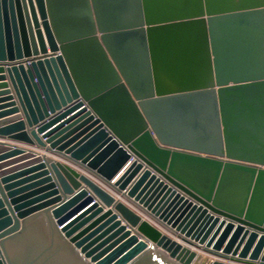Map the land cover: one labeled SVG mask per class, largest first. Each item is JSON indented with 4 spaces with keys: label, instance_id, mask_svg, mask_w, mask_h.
<instances>
[{
    "label": "water",
    "instance_id": "95a60500",
    "mask_svg": "<svg viewBox=\"0 0 264 264\" xmlns=\"http://www.w3.org/2000/svg\"><path fill=\"white\" fill-rule=\"evenodd\" d=\"M0 264H264V0H0Z\"/></svg>",
    "mask_w": 264,
    "mask_h": 264
},
{
    "label": "crops",
    "instance_id": "0c3cea01",
    "mask_svg": "<svg viewBox=\"0 0 264 264\" xmlns=\"http://www.w3.org/2000/svg\"><path fill=\"white\" fill-rule=\"evenodd\" d=\"M10 115H8L9 117ZM12 116V115H11ZM7 116L4 117V118H8ZM9 142H14V141H11V140H7ZM20 144V143H18ZM23 145V144H21ZM26 146V145H24ZM32 149L40 152L41 154H47V156L63 163V164H68L70 165L72 168H74L75 170H77L78 172L82 173V174H85L86 176H88L89 178H91L92 180H94L95 182H97L98 184H100L101 186H103L106 190H108L113 196H115L116 199L118 200H121L123 201L125 204H127L129 207H131L132 209H134L136 212H138L139 214H141L145 219L149 220L152 224H155L156 223L150 219L147 215H145L143 212H141V210H139L138 208H136L135 206H133V204H131L125 197L122 196V193H119V192H116L114 190H112L111 188L107 187L106 185H104L103 183H101L97 178H95L93 175H91L89 172H87L85 169L81 168L80 166L62 158L61 156H58L56 154H53V153H50V152H46L44 149H41V148H38V147H35V146H32L31 147ZM113 183L115 181H112ZM108 207H105V210H107Z\"/></svg>",
    "mask_w": 264,
    "mask_h": 264
},
{
    "label": "rangeland",
    "instance_id": "374dc122",
    "mask_svg": "<svg viewBox=\"0 0 264 264\" xmlns=\"http://www.w3.org/2000/svg\"><path fill=\"white\" fill-rule=\"evenodd\" d=\"M206 256V255H205ZM211 259V257H209V260Z\"/></svg>",
    "mask_w": 264,
    "mask_h": 264
}]
</instances>
